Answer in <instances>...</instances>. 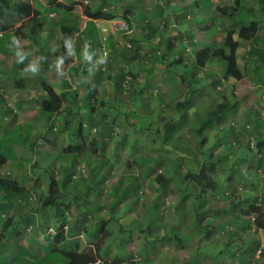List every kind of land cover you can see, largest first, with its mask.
Instances as JSON below:
<instances>
[{"label": "crops", "instance_id": "crops-1", "mask_svg": "<svg viewBox=\"0 0 264 264\" xmlns=\"http://www.w3.org/2000/svg\"><path fill=\"white\" fill-rule=\"evenodd\" d=\"M75 1H81L90 10L101 9L113 16L114 13L121 14L114 18L118 21L107 20L108 25L127 21L134 32L128 38L124 36L126 44L119 45L122 40L116 36L100 38L95 30L96 19L85 16L83 8L71 9L72 21L75 14L84 20L80 26L77 20L74 21L77 28L86 25L95 34L93 42L89 35L85 43L93 61L99 57L101 47L109 51L107 66L97 67L85 61L82 48L78 49L77 43L76 48L74 44L75 53L67 58L75 59L79 53L83 64H80L81 70L78 67V75L88 77V81L79 87V93L71 91L64 75L60 84L51 67L48 70L54 77V85L44 81L63 98L62 108H73V104L78 106L76 101L80 97L81 106L95 101L93 113L81 112L86 119L81 127L75 119L77 127L81 128L76 134L81 143L70 144L61 152L63 156L57 154L55 157L62 160L58 173L63 178L82 158L90 163L89 168L94 171L89 172L87 184H65L64 181L61 184L52 175L47 160L50 156L46 150L40 152L41 160L39 158L32 165L31 172L29 169L21 171V179L19 168L15 169L8 161L2 164L0 180H15L26 189L27 196L39 198L38 206L34 207L35 201L29 202L18 195H5L0 190V249L9 255L0 264H66L61 254L63 251L93 254L97 260L92 264H243L252 260L254 264H264V211H260L263 217L260 227L249 226V220L255 217L251 211L255 196L221 202L218 192L220 186L234 188L241 182L264 184L263 159L255 146V143L264 140V0H238L237 13L233 16L230 12L224 15L219 10L232 7L234 0H164L167 9L172 1L179 2V6L167 12L159 8L156 0ZM1 2L2 20L4 14L1 12H14L24 19L18 7L14 6L31 4L30 15L35 18L28 25L43 19L45 25L40 30L57 29L55 34L59 37L55 39L59 41L58 22L61 16L41 13V7L34 8L33 0ZM42 5L46 6L43 2ZM163 17L168 20L166 27L169 29V40L173 43L168 42L159 50L158 46L164 42L158 43L155 34L159 32ZM227 30H234L236 70L226 76L223 62L216 58L202 68H195L196 53L223 47ZM43 32L42 37L46 39ZM175 44L179 46L176 49ZM162 51L164 57L157 56ZM53 53L56 54V51H51ZM47 58L52 60L49 56ZM120 61L128 64L135 82L134 89L129 92L121 86L124 74L113 68ZM70 72L77 75L72 69ZM72 89H75L74 86ZM4 97L5 100L0 98V112L8 118L7 122L3 120L5 116L0 119V139L19 126H10L17 115L23 118L20 122L23 129L30 132L31 117L24 118L18 108L10 106L8 97ZM116 106L125 108L127 114H120ZM154 110L159 113L158 122L155 124L152 121L155 118L144 122ZM40 114L44 119L43 125H46L45 114L41 111ZM66 121L72 124V119ZM153 125H157L154 136L149 133ZM60 127L61 124L59 131ZM194 131L201 134L199 141L192 139ZM127 136L131 137L130 141ZM86 138L91 140V144L83 142ZM107 138L119 142L111 154L131 157L132 160L136 158L134 162L141 165L140 171L145 175L160 171L155 180L157 182L158 178H162L161 182L165 184H134L136 178L131 184H123V181L131 180L129 175L117 176L113 184H106L108 166H112L106 157L110 150L101 141ZM85 146L89 155L84 153ZM69 148L77 149L66 151ZM191 151H197L193 152L196 155H192ZM96 152L98 155H90ZM206 152L210 160L204 165L216 160L212 177L217 184L214 190L202 192L201 185L182 184V180L191 174L190 158L203 157ZM227 158L233 164L229 173L239 177L225 179L227 182L234 181L233 186L218 184L217 163L223 171ZM128 164L123 171H129ZM17 166L20 167L18 163ZM11 168L17 175H13ZM39 168L41 173L47 170L46 175L52 177L49 183L34 172ZM25 173L27 176H24ZM24 177L34 180L27 181ZM171 177L176 183L166 184ZM167 186L168 194H177V198L172 201L170 211H165V216L161 212L164 208L160 196ZM191 187L194 192H190ZM262 191L264 195V189ZM82 213L86 216L82 217ZM121 223V228L117 229L115 224ZM112 224L123 238L115 245H109V238L114 235ZM60 236L62 238L57 240ZM238 249H241L239 255L235 253Z\"/></svg>", "mask_w": 264, "mask_h": 264}, {"label": "rangeland", "instance_id": "rangeland-1", "mask_svg": "<svg viewBox=\"0 0 264 264\" xmlns=\"http://www.w3.org/2000/svg\"><path fill=\"white\" fill-rule=\"evenodd\" d=\"M28 2H31V0H28ZM160 0H156L157 5L159 6V8L165 12H167V10H172L175 9L177 6H179V2L178 4L175 3V1H172V3L170 4V6H168V9L166 8V1L161 0V3H159ZM66 5L68 7H70V9H76V10H82L83 8V3H81V1H73V2H66ZM115 17L116 16H121V14H117L114 13ZM23 17V16H22ZM35 17H32L31 15L29 17H25L24 19L20 18V16L17 13L14 12H10V13H5L3 16V20L0 21V34L4 37V39H0V98L5 100V97H8V102L10 103V106H13L14 108H18L19 112H21L24 116V118H30L31 117V125H30V129L31 131L29 132L28 130L26 131L25 128L22 130L21 133H18L20 131V128L22 129V126L20 125V122H23V118L21 116L17 115V118L13 120L12 125H19V127H16V129L11 132L8 136L7 139H4L2 142V148H3V152L5 154L8 155L9 160H8V164H13L15 169L19 168L20 172H19V176L20 179L23 178V175L21 173V171H25L26 169H29V171H32L33 168V164H36L39 161V158L41 160V155L40 152L44 153H48L49 154V158L47 159L49 161V166L50 168H52V175L55 178H58L57 180H60L61 184L64 181V178L62 176V174L58 173L59 168L58 165L62 164V160H58L56 157L57 154H61L62 151L65 150V148H67V146H69L71 144V146H75L80 144V138L77 136L76 134L78 132V128L77 125L79 123H82L86 121L84 115H82L81 112H84L86 114H89L90 108L87 105H83L80 107H77L76 105H72V107L75 109V112H77L78 114H76L75 112H72V114H70L69 116L71 118H69V116L65 113L64 110H62L57 116L54 117L55 121V127L54 125L52 129H50L49 124L48 125H43V116L42 114H40V111L38 109V102L41 101L40 97H43V91L41 89V81L46 80L47 82L51 83L54 85L53 83V79L54 77L50 74L51 71L48 70V68L44 67L46 65V61L43 62V59H40V54L39 52V47L41 45L47 44V46H49L50 48H52V45L50 44V41L48 39L44 40V38L42 37V32L43 30H39L38 35L35 36V42H33L28 34L29 31V27L31 25H28ZM47 19L49 20L50 17H47ZM73 20H77L78 25L80 26L82 24V21H84L79 14H75V16L73 17ZM115 21H118L117 19H114ZM167 18L163 17L162 22H161V27L159 28V32L158 34H155V37L157 38V42H164V45H166V43H173L169 40V36H168V27H166V23H167ZM125 22L119 23V22H114L111 23L110 25L106 24L105 25V30L103 31L104 33H101L103 36L102 38H109L110 36H116L118 39L122 40L120 44H126L127 41L124 38V36H126L127 38L129 36H131L134 32L133 28L131 27L130 24H127V30H120L119 28L121 26H123ZM11 27V29H10ZM85 27V25H82L80 28H78L79 32L80 30H83ZM9 33H8V32ZM57 31V29L53 30V33L55 35V37H59L58 35L55 34V32ZM143 32V31H142ZM44 33V32H43ZM145 33V32H143ZM148 33V32H147ZM0 35V36H1ZM11 35H15L17 36L20 41H21V45L24 48L25 51H27L28 53H30V55L28 56V58L24 61V64H18L15 60V57L13 55L12 50L8 47L9 44V40ZM79 35V36H78ZM100 35V34H99ZM77 37H81V33L80 34H75L74 36V44H75V48H76V44H77ZM6 40H8V42H6ZM182 43V41H180ZM129 43V42H128ZM128 47L129 44H128ZM179 46L175 44L174 48H178ZM158 49L161 50L162 46H158ZM104 51H107V48L104 47ZM80 52V50H79ZM108 52V51H107ZM158 54V55H157ZM157 56H161L162 52L157 53ZM100 55V54H98ZM33 59H39V71L33 75L30 72H26L24 71V67L25 65H27L29 63V61L33 60ZM81 61V57L79 56V53L75 56V59H68L67 57L65 58L64 64L62 65V70L64 72V81H66L68 83V86L70 87L71 91L73 92H78L79 93V87H81V85L83 86L87 81H88V77L85 76L84 74L78 75L80 72H77V75L73 74L71 75L70 70L73 67H80L79 69H82V62ZM81 64V65H80ZM105 65V64H104ZM102 65L103 67L106 68V66ZM71 68V69H70ZM52 69H53V75H55L59 81V83L61 84V77L58 76L56 74V70L55 69V64L52 65ZM132 86L131 88H133V86L135 87V82L134 80H132ZM57 86V85H56ZM74 86L75 89H72ZM129 91V90H128ZM26 92L25 95H23ZM77 93V95H78ZM29 96V99L27 100L26 98ZM37 99V101H35ZM82 103V98H78V100L76 101L77 105H80ZM9 106V104H7ZM20 105H25V106H20ZM9 106V107H10ZM24 108V109H23ZM112 110V109H111ZM116 110L124 115L125 113L127 114V111L125 110V108H122L121 106H116ZM89 111V113L87 112ZM71 113V112H70ZM155 110L154 112H152L150 114L149 117L144 119V122H150V120H152L153 118H155V120H152L153 122H155V124L158 122V117H159V113L157 112L155 114ZM14 114V113H13ZM132 114V113H131ZM1 117H3V114L0 112V119ZM77 118L78 120V124L77 121H75V119ZM67 119H72V124H70L69 121H66ZM4 120V119H3ZM64 120V121H63ZM5 121V120H4ZM141 123V122H139ZM61 124L62 127L61 131H59L58 126ZM138 124V123H137ZM70 126H73V129H70ZM130 126V125H129ZM138 127V126H137ZM156 127L157 125H153L152 129L149 130V133L154 136L156 135ZM76 128V130H75ZM2 130V129H1ZM75 130V131H74ZM84 132L88 131L87 129H83ZM29 132V133H28ZM93 133V132H92ZM75 134V135H73ZM131 136L133 134H130ZM191 137L193 140H197L199 141L202 137L200 133H197V131H194V133L191 134ZM93 138V137H92ZM130 136H127L126 139H128L130 141ZM136 136L133 138L135 139ZM209 140V137H207L206 141ZM84 143L91 144V140L89 138H86L84 141ZM104 143L105 148H108V150H110V154L109 156H106L110 166H112L111 168L108 166V177L105 178V183L106 184H113L117 178V176H132L131 180H129L128 182L123 181V184H131L134 180V178H136V182L134 180V184H165L163 182L161 183H157L155 180V177L158 174H161L160 171L159 173H151L148 175L143 174L140 169H141V165L139 163L134 162V160H132L131 157H123V156H115L113 154H111L114 151V147L119 144V142H117V139H114V141H111V139L108 140L105 139L104 141H101ZM260 142V141H259ZM259 142L255 143V146H257L258 148V152L261 154V148L259 147ZM131 143V142H130ZM46 146H43V145ZM37 145V148H36ZM191 147H195L193 144H191ZM51 146V147H50ZM40 147V149H39ZM14 148L15 151H14ZM86 146L83 148L85 149L84 153L86 155H89L88 151L86 150ZM46 150V151H45ZM57 153H56V152ZM134 151H135V146H134ZM198 151V150H197ZM197 151H191V154L194 155L195 153L193 152H197ZM132 152V151H131ZM190 154V155H191ZM245 154H248V151H245ZM90 155H98V152L96 153H90ZM196 155V154H195ZM262 155V154H261ZM262 159H264L263 157H261ZM57 159V160H55ZM190 162H191V167H189V169H195L196 167H200L202 166V164L207 163L206 161L210 160V156L207 154V152L203 155V157L199 156L196 158H190ZM140 161V160H139ZM197 161V162H196ZM216 160H211V163H215ZM17 163L19 164L20 167L17 166ZM42 163V162H41ZM129 163V164H128ZM197 163V166L195 167V164ZM210 163V164H211ZM236 163V161L234 162ZM88 164V166H87ZM90 163L88 161H86V159L82 158L81 160H78V162H76L74 164V172L72 175V181H68L67 183L64 182L65 184H87L88 183V179H89V165ZM128 164V168L127 170L129 171H123L124 167ZM224 167L221 169L220 164L217 163V168L216 169V174H217V179H218V184H230L233 186V182L232 180H225L226 178H230V179H237L239 177L234 176L232 173H229V168L231 165L230 159L227 158V160H224ZM264 164V162H263ZM40 165V163H39ZM60 166V165H59ZM233 166V164L231 165ZM23 167V168H21ZM12 169V173L13 175H17L16 171ZM22 169V170H21ZM228 169V170H227ZM34 172L36 174L41 175V178H44L48 183L50 181V179H52L51 176L46 175L47 170L43 171L41 173V169H34ZM177 174L179 175L180 173L177 172ZM24 176H27V174L25 173ZM30 177H24V179H26L27 181L29 180H34L33 178L29 179ZM98 178V176H97ZM254 178V177H253ZM29 179V180H28ZM133 179V180H132ZM263 183H264V177L262 178ZM194 180V176L192 174H190V176L185 177L184 180H182V184H194L193 182ZM36 182V180L34 181V183ZM97 182H100V180H98ZM175 179L173 177L170 178L169 181H167L166 184H175ZM260 186V188H258ZM262 189H264V184H245L243 182H241L240 184H236L234 185V188H232L231 186H228L227 188H222L221 186L218 188V192L220 194V201L221 202H225L228 199H232V200H246L245 198L250 197L251 199L254 198L255 196V203H254V208L256 209H260L261 212L264 211L263 206H261L262 200L264 201V195ZM116 190V189H114ZM190 192H194L193 188L191 187ZM198 190V188H197ZM196 190V191H197ZM112 191V190H111ZM176 193H179L178 191H176ZM193 194V193H192ZM36 195V194H35ZM161 199H160V203H162L163 201V211L162 215L167 216V211L168 209L172 208V201L174 202L175 199L177 198V194H168V186L164 189V192L161 194ZM38 198L39 196L36 197H32L29 196L27 198V201L29 202H34V207L38 206ZM253 199V200H254ZM257 199V200H256ZM169 209V211H170ZM167 210V211H166ZM166 211V212H165ZM261 214V213H260ZM124 216H122L120 219L122 220ZM257 215H255L253 220H249V226L255 227L256 228V224H255V220H256ZM263 217L262 214L259 217V220L262 221ZM246 221L248 220V218L245 219ZM251 223V225H250ZM117 229H120L122 226L121 224H115ZM121 225V226H119ZM114 229V225H111ZM256 230V229H255ZM226 237H224L225 239ZM231 240H233V237H230ZM247 239V238H246ZM123 240L122 237L119 236L118 233H116L115 229H114V235H112L111 238H109V245H115L120 243V241ZM133 241V240H132ZM235 241V239L233 240ZM234 243V242H233ZM239 244V247L241 248V244ZM227 247V246H224ZM241 249H238L235 251V253H237V255L240 254ZM9 257L8 253L3 250L0 249V262H3L5 259H7ZM264 257V256H263ZM262 258V257H261ZM264 260V258H263ZM243 264H254L253 260L252 261H246V263Z\"/></svg>", "mask_w": 264, "mask_h": 264}, {"label": "trees", "instance_id": "trees-1", "mask_svg": "<svg viewBox=\"0 0 264 264\" xmlns=\"http://www.w3.org/2000/svg\"><path fill=\"white\" fill-rule=\"evenodd\" d=\"M72 0H33L34 3V8L36 7H41L42 12L41 13H54V15H59L61 16L60 21L58 22V32L60 35V39L59 41L57 39H55V35L53 33L54 28H46L43 29V31L45 32V38L48 39L50 41V43H52V48H50L49 46H47V44L44 43V45H41L39 47V54L43 59V62L46 61V65L44 67L46 68H50L52 69V65L54 64V61L56 59L57 56H59L60 53L64 54L65 50L62 46V38L64 36H71L73 37L75 34H80L81 33V37H77V47L79 48H85L86 47V40L88 38V36L90 35V41L93 42L95 37V34H92L91 30L89 28H87V26L85 25L83 30H78L76 23H74V21L71 20L72 18V14L70 13L71 9L70 7H68L66 5V2H70ZM42 2L46 5H42ZM0 3L1 0H0ZM239 6L238 0H234V5L232 7L229 8H224L222 10H219L220 13L224 14L227 12H230V14L233 16L237 13V7ZM14 7H18V12L21 14V16L23 17H29L31 14V9L32 6L31 4H20L18 6H14ZM1 11V9H0ZM263 14H264V8H263ZM83 13L85 16H87L90 19H99V20H103V21H107V20H113L115 18V16H113L110 13L104 12L101 9H94L91 8V10L87 7L84 6L83 7ZM1 14H5V12H1ZM66 19V21H65ZM71 20V21H70ZM0 21H2V16L0 15ZM70 21V22H68ZM125 21V20H124ZM126 24H128L127 21H125ZM45 25L44 20L43 19H39V20H35V22H33V24H31V26L29 27V37L30 39L35 42V36L38 35V31L40 29H42V26ZM96 30V29H95ZM41 31V30H40ZM97 31V30H96ZM98 32V31H97ZM99 34V32H98ZM233 34H234V30H227L224 34V46L217 48V49H203L200 50L196 53L195 55V63H194V67L195 68H202L204 67L205 64L209 63V61H211L213 58H216L217 60H220L221 62H223L224 64V74L227 76L231 73H233L236 70V57H235V52H236V48H237V44L233 41ZM79 36V35H78ZM101 36V35H99ZM102 38V36L100 37ZM0 39H4V37L1 35ZM44 39V40H46ZM85 40V41H84ZM83 41V42H82ZM6 42H8V40H6ZM165 46L164 44L162 45ZM102 48V47H101ZM101 48L99 51V54H101ZM55 49V50H53ZM52 52L56 51V54L52 55ZM167 51V50H165ZM168 53V52H166ZM99 55V56H100ZM165 53L162 51V57H164ZM49 56V58H52V60H49L47 57ZM109 58V51L107 52V60ZM120 64L113 66V68H115L116 70H121V72L124 74V76L122 75V82H121V86L122 89H124L126 92H129L128 90L131 91L132 86V76L131 73L129 71V66L127 63H121V61L119 62ZM107 64V61L105 63V65ZM107 66V65H106ZM72 70L74 72L77 73L78 67H73ZM41 89L44 92V97L41 99V101L38 102V106L41 112H43L46 116V125L49 124L50 129L53 128L52 125H54L55 127V121H52L54 119L55 116H57L62 110L65 111V113L69 116L70 114H72V112H75L74 108H62L63 105V98L54 90V88L48 84L46 81H41ZM125 84L128 85V88H125ZM37 101V100H36ZM85 105H89L90 107V111L91 113H93V111H95V101L93 102V100L89 103H85ZM81 105H78L77 107H80ZM9 111V110H7ZM71 112V113H70ZM76 114H78L77 112H75ZM3 114V113H2ZM5 116V115H3ZM7 116H5L3 119L5 120V122H7ZM79 126L81 127V123L79 124ZM19 127V126H18ZM20 128V127H19ZM79 128V127H77ZM81 129V128H79ZM23 130L20 128V131L18 133H21ZM76 130V128H75ZM74 130V131H75ZM27 131V130H26ZM29 133V132H28ZM78 135V134H77ZM9 136V134L4 135L1 139H0V166H2V164H5L8 160L9 157L7 154H5L3 152V148H2V142L4 139H7ZM261 142H264V140L259 142V147L261 146ZM16 148H14L15 151ZM77 149V148H74ZM74 149L69 148L66 151H72ZM63 156V154H60V156ZM63 158V157H61ZM75 159V158H74ZM209 162L208 165H204L202 164V166L200 167H196L195 169H192V171L190 172L193 176H194V184H198L202 186V192L203 190H214L215 186L217 184V182L215 181V179L212 177L215 173L214 171V167H215V163H211ZM94 170L90 169L88 172L92 173ZM74 172V167L71 171H69V173H66V176L64 178V182H70L72 181V175ZM94 175L91 176V178H93ZM186 177V176H185ZM90 178V179H91ZM162 178H158L157 182L161 183ZM0 190L5 194V195H18V197L20 198H28L29 196H27L26 194V189L22 186H19L18 183L15 180H11L9 178L6 179H1L0 180ZM26 195V196H25ZM253 213H255V215H257L256 220H255V224L257 227H260L261 225V220H259V217L261 216L260 214V209H256L254 208V205L252 204V210ZM244 213H250V211H245ZM82 217L86 216L84 213L81 214ZM53 237V236H52ZM62 237L60 236L57 240H60ZM63 258L66 261V264H92L95 263L97 258L95 255L93 254H88V253H77V252H61Z\"/></svg>", "mask_w": 264, "mask_h": 264}, {"label": "clouds", "instance_id": "clouds-1", "mask_svg": "<svg viewBox=\"0 0 264 264\" xmlns=\"http://www.w3.org/2000/svg\"><path fill=\"white\" fill-rule=\"evenodd\" d=\"M62 46L65 50V53L63 55L57 56L54 61L56 74L60 77L64 75L62 65L64 64L65 58L67 56H72L75 53L72 37L64 36L62 38ZM8 47L12 50L15 60L18 64H24V61L30 55V53L24 50L21 45L20 39L15 35H11ZM82 56L85 61H88L90 64L94 63L97 67L104 65L107 61V55L105 54L100 55L96 58L95 61H93V56L88 52L86 47L82 49ZM24 71L30 72L35 75L39 71V59H33L29 61V63L25 65Z\"/></svg>", "mask_w": 264, "mask_h": 264}, {"label": "built area", "instance_id": "built-area-1", "mask_svg": "<svg viewBox=\"0 0 264 264\" xmlns=\"http://www.w3.org/2000/svg\"><path fill=\"white\" fill-rule=\"evenodd\" d=\"M159 3H160V2H159ZM106 24H108L107 21H103V20H99V19L94 20L95 28H96V30L99 32V34H100L101 36H103L101 33H104L103 31L105 30V25H106ZM123 24H124V25L121 26L119 29H120V30H124V31H126L128 25H127L126 23H123ZM103 37H105V36H103ZM107 51H108V50H107ZM107 51H104V48H103V47L101 48V54H105V55H107ZM125 88H128V85H127V84H125ZM260 144H261V146H260V148H261V154H262V157L264 158V142H261ZM263 162H264V159H263ZM7 173H8V172H7Z\"/></svg>", "mask_w": 264, "mask_h": 264}]
</instances>
